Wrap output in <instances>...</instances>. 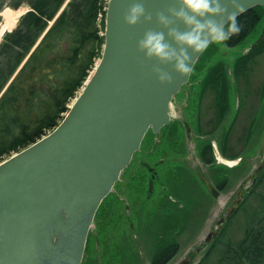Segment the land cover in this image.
Instances as JSON below:
<instances>
[{
  "label": "rangeland",
  "instance_id": "374dc122",
  "mask_svg": "<svg viewBox=\"0 0 264 264\" xmlns=\"http://www.w3.org/2000/svg\"><path fill=\"white\" fill-rule=\"evenodd\" d=\"M6 9L26 13L30 6H6L2 12ZM2 12L0 29L6 21ZM263 29L264 16L240 46L213 44L200 57L190 82L173 100L172 122L159 133V143L150 132L103 202L82 264H122L125 250V264H154L161 253L173 252L174 247L178 251L168 264H181L187 256L193 257V264H264V168L256 173L264 162V43L235 68ZM219 64L224 68L209 76ZM224 70L228 91L224 90L227 79L216 80ZM219 94L224 99L218 100ZM228 134L227 156L232 148L243 154L236 160L221 153ZM208 145L230 163L214 159L205 164L201 156ZM201 174L225 186L218 198L207 190ZM150 180L154 182L151 194ZM241 190L243 201L236 213L206 244V237L218 229Z\"/></svg>",
  "mask_w": 264,
  "mask_h": 264
},
{
  "label": "water",
  "instance_id": "95a60500",
  "mask_svg": "<svg viewBox=\"0 0 264 264\" xmlns=\"http://www.w3.org/2000/svg\"><path fill=\"white\" fill-rule=\"evenodd\" d=\"M135 2L108 1L101 59L68 113L48 135L0 163V264H82L101 203L146 134H158L171 123L172 100L205 51L193 57L187 75L145 57L138 41L149 29L161 30L156 13L169 14L175 0H143L152 21L129 26L124 17ZM245 6L248 12L264 6V0H245ZM263 39L264 33L257 45ZM157 65L172 74L170 83H160L153 72ZM214 152L220 159L218 150ZM201 178L218 198L220 191ZM149 187L152 192V181ZM242 193L219 229L209 233L207 244L235 213ZM181 264H191V258Z\"/></svg>",
  "mask_w": 264,
  "mask_h": 264
},
{
  "label": "trees",
  "instance_id": "16d2710c",
  "mask_svg": "<svg viewBox=\"0 0 264 264\" xmlns=\"http://www.w3.org/2000/svg\"><path fill=\"white\" fill-rule=\"evenodd\" d=\"M67 1L0 0V13L6 6L14 9L24 4L30 6L16 29L7 33L0 44V162L37 142L59 125L69 103L101 57L108 0H70L49 26ZM263 16L262 7L243 14L240 17L242 31L226 45L229 48L240 46ZM263 43L264 40L240 57L235 68L258 52ZM219 65L210 70L209 76L220 67L224 68ZM235 76H238L237 70ZM221 78L227 79L224 90L228 91L226 70L216 76L217 81ZM219 99L224 96L219 94ZM229 134L220 148L225 157ZM246 136L241 138L242 142ZM230 151L229 159L243 155L234 148ZM201 157L205 164L213 163L212 145L205 147ZM177 251L174 247L173 252L165 253L172 257Z\"/></svg>",
  "mask_w": 264,
  "mask_h": 264
},
{
  "label": "clouds",
  "instance_id": "9594fccd",
  "mask_svg": "<svg viewBox=\"0 0 264 264\" xmlns=\"http://www.w3.org/2000/svg\"><path fill=\"white\" fill-rule=\"evenodd\" d=\"M246 11L245 0H175L169 14L156 13L161 30H147L138 41V48L148 59L171 65L175 72L187 75L196 54L239 35L243 29L240 17ZM124 19L129 26H135L141 20L151 22L153 15L143 0H136ZM179 25H183V30ZM159 65L154 66L153 72L160 83H170L172 74Z\"/></svg>",
  "mask_w": 264,
  "mask_h": 264
},
{
  "label": "bare ground",
  "instance_id": "6f19581e",
  "mask_svg": "<svg viewBox=\"0 0 264 264\" xmlns=\"http://www.w3.org/2000/svg\"><path fill=\"white\" fill-rule=\"evenodd\" d=\"M9 10V11H8ZM25 12L22 10L12 11L10 9H6L2 12V16L5 18V24L2 25L0 29V42L2 41L4 34L7 31H11L15 25L17 24V21L19 18L24 14ZM98 63V62H97ZM93 72V71H92Z\"/></svg>",
  "mask_w": 264,
  "mask_h": 264
},
{
  "label": "flooded vegetation",
  "instance_id": "af4514ba",
  "mask_svg": "<svg viewBox=\"0 0 264 264\" xmlns=\"http://www.w3.org/2000/svg\"><path fill=\"white\" fill-rule=\"evenodd\" d=\"M221 193H222V191L225 189V186L223 185V184H220L219 186L218 185H215V184H213ZM98 223L97 222H95V226H97L98 227V225H97ZM133 227V226H132ZM97 234H100V231L98 230V232H97ZM98 244L100 245V240L98 241ZM168 249V248H167ZM126 250L125 251H123V263L122 264H125L124 263V260L125 259H127L128 257L126 256ZM166 255V253L164 252V253H161L159 256H158V260H156L155 262H154V264H168L171 260H172V258L175 256H172L171 257V255H166V257L164 258V256ZM189 257V256H188Z\"/></svg>",
  "mask_w": 264,
  "mask_h": 264
}]
</instances>
